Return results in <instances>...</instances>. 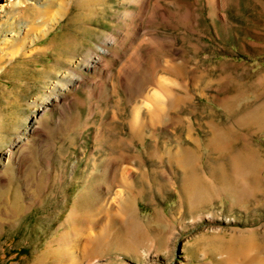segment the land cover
<instances>
[{
  "label": "rangeland",
  "instance_id": "1",
  "mask_svg": "<svg viewBox=\"0 0 264 264\" xmlns=\"http://www.w3.org/2000/svg\"><path fill=\"white\" fill-rule=\"evenodd\" d=\"M0 264H264V0H0Z\"/></svg>",
  "mask_w": 264,
  "mask_h": 264
}]
</instances>
